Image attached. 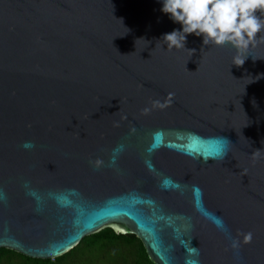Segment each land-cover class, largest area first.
I'll list each match as a JSON object with an SVG mask.
<instances>
[{
    "label": "water",
    "instance_id": "obj_1",
    "mask_svg": "<svg viewBox=\"0 0 264 264\" xmlns=\"http://www.w3.org/2000/svg\"><path fill=\"white\" fill-rule=\"evenodd\" d=\"M162 8L0 0V248L113 228L153 264H264V42L169 50Z\"/></svg>",
    "mask_w": 264,
    "mask_h": 264
},
{
    "label": "clouds",
    "instance_id": "obj_2",
    "mask_svg": "<svg viewBox=\"0 0 264 264\" xmlns=\"http://www.w3.org/2000/svg\"><path fill=\"white\" fill-rule=\"evenodd\" d=\"M162 11L183 26L182 31L174 30L163 36L169 50L185 48L187 35L193 33L203 36L204 45L231 44L238 53L254 43L264 42V0H163ZM153 103L160 105V101ZM23 147L35 145L26 141ZM244 235L245 242L250 243L252 233ZM240 246V240L233 238L231 247L237 254Z\"/></svg>",
    "mask_w": 264,
    "mask_h": 264
},
{
    "label": "rangeland",
    "instance_id": "obj_3",
    "mask_svg": "<svg viewBox=\"0 0 264 264\" xmlns=\"http://www.w3.org/2000/svg\"><path fill=\"white\" fill-rule=\"evenodd\" d=\"M94 238L87 237L64 261L55 264H150L141 256L138 242L128 244L126 239L115 241L101 240L92 244ZM54 260V259H52ZM0 264H25L24 260L14 255L0 257Z\"/></svg>",
    "mask_w": 264,
    "mask_h": 264
},
{
    "label": "trees",
    "instance_id": "obj_4",
    "mask_svg": "<svg viewBox=\"0 0 264 264\" xmlns=\"http://www.w3.org/2000/svg\"><path fill=\"white\" fill-rule=\"evenodd\" d=\"M87 237L94 238V242L92 244H97L101 240L115 241V240H119V239L120 240L126 239L128 244L138 242L140 245V248H141V252H142L141 256H145L147 261L150 264H153L150 261L142 242L135 235H125V234L115 232V230L113 228H106V229L101 230L98 233L92 234V235L87 236ZM87 237H85L81 242H84L87 239ZM77 249L78 248H74L70 252H68V253H66V254H64V255H62V256L54 259V260H52V259L43 260V259L30 258V257L24 256L18 252H15V251H12V250H9L6 248H0V257L7 256V255H14V256L22 258L24 260L25 264H55L57 262H62L66 258H68V256L75 254L73 252L74 251L76 252Z\"/></svg>",
    "mask_w": 264,
    "mask_h": 264
}]
</instances>
